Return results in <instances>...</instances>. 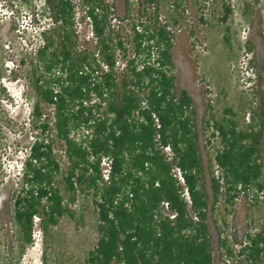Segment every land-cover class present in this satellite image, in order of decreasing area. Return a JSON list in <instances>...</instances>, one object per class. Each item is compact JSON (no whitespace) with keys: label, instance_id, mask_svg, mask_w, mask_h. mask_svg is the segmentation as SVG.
I'll return each instance as SVG.
<instances>
[{"label":"trees","instance_id":"obj_1","mask_svg":"<svg viewBox=\"0 0 264 264\" xmlns=\"http://www.w3.org/2000/svg\"><path fill=\"white\" fill-rule=\"evenodd\" d=\"M48 1L57 26L42 32L37 49L31 116L38 135L15 198L14 220L25 241L32 240L36 216L44 232L65 215L75 218L68 204L85 192L97 213V240L87 264H215L212 215L220 216V222L214 219L223 264H264V226L241 240L231 239L226 229L236 198L264 189L260 126L254 121L241 126L228 107L220 118L209 113L199 127L193 96L177 86L173 42L157 19L139 17L141 31L133 20L127 33L112 23L114 3L81 0L95 43L79 48L73 0ZM159 1L145 0L157 10ZM231 11L226 6L224 19ZM146 13L138 10L139 16ZM117 51L126 61L123 69L116 66ZM42 103L51 108L52 119ZM104 157L112 160L108 180ZM216 165L222 180L215 176ZM251 204H259L258 198Z\"/></svg>","mask_w":264,"mask_h":264},{"label":"rangeland","instance_id":"obj_2","mask_svg":"<svg viewBox=\"0 0 264 264\" xmlns=\"http://www.w3.org/2000/svg\"><path fill=\"white\" fill-rule=\"evenodd\" d=\"M108 1L114 3L111 19L116 16L123 20L132 11L138 12L128 0ZM73 3L77 45H92L95 41L90 22L82 18L81 0ZM185 6L192 16L190 21L183 16L185 31L173 46V55L177 86L193 96L199 127L211 113L220 118L224 109L231 107L238 113L241 126L254 121L264 138V0H211L209 5L206 0L159 1L160 10L170 22H177ZM226 6L232 11L224 19ZM56 26L48 0H0V264H87V252L97 240V213L85 192H78L76 201L68 204L75 218L65 215L46 232L40 219L30 242L25 241L14 220L15 198L24 186L22 163L38 135L31 116L37 101V49L43 43L42 32ZM244 28L249 31L247 39ZM192 36L208 44L207 51L197 57L193 56ZM42 105L52 119L51 108ZM55 145L61 154L63 147L58 142ZM231 208L232 213L226 217L231 239L241 240L248 230L264 226V203L254 205L243 198ZM214 217L218 223L220 216L209 218L214 262L223 264Z\"/></svg>","mask_w":264,"mask_h":264},{"label":"built area","instance_id":"obj_3","mask_svg":"<svg viewBox=\"0 0 264 264\" xmlns=\"http://www.w3.org/2000/svg\"><path fill=\"white\" fill-rule=\"evenodd\" d=\"M210 2H211V0H206V3L208 5L210 4ZM128 3H130L131 8L136 7L137 11L139 9H141L142 11L147 10V13L142 15V16H139L138 12L135 13L134 11H132L129 14V16L125 17L123 20L117 19L116 16H113L112 17V23L114 24V26H116V28L124 27L126 29L127 33L131 32V27H132L131 23L134 20L137 23L136 28L139 31H141V25L138 24L140 21L139 20L140 18L144 22H152L155 19H157L158 25L164 27V29H166L168 31L170 39L173 42V45L177 44L179 35H181L185 31V26H184L185 23L183 22V16L189 21H190V18L192 16L190 8L185 6L182 8V10H181L182 16H178L179 18H178L177 22H170V21H168L167 16L164 13H162V11L160 9H158V10L156 9V4H153L152 6L147 5L145 0H128ZM172 6L174 8V5H172ZM75 8H76V5H75ZM82 9H83V6H82ZM82 13L84 14V12H82ZM76 14H77V12H76ZM151 14H152V16H151ZM86 19L90 22V25H91L90 19L89 18H86ZM123 25H128L130 27V29L127 30L126 26H123ZM248 32H249L248 29H246V28L243 29L244 39L248 38V35H247ZM91 35L93 38L94 35L92 32V28H91ZM190 40L192 43V51H193L194 57H197L198 55L205 53L207 51L208 44H207L205 39L197 37V36H192ZM116 66H117V68H120V69H123L126 66V61L123 59L122 53L120 51H117ZM210 101H212L211 98H210ZM213 129L214 128L211 127V131H214ZM216 133L218 134V131H216ZM164 149L168 154H170V156L172 155L170 146H166V147H164ZM61 154L63 155V157L65 159L64 151H61ZM111 163H112V160L108 157H104L102 160V174H103V178L105 180H108L110 177ZM22 164L24 166V162ZM173 172H174V175L178 178L179 182L182 185H185V178L182 174L180 167H175ZM215 176L217 178H219L220 180H222L221 179V171L217 165L215 166ZM183 194H184L186 200L188 202H190L191 201L190 195H189L187 188H184ZM255 197L258 198L259 203H264V189L260 190V191L252 192V193H250V195L248 197H246L242 193L240 196H238L236 198V202L244 198L248 201V203H251L254 201ZM162 204L165 208L169 207V203L166 201L163 202ZM171 216L173 217L174 215L171 214ZM194 218H197V217L195 216ZM39 220H40V218L38 216H36L34 218V225L37 224ZM34 234L36 235V233H34Z\"/></svg>","mask_w":264,"mask_h":264},{"label":"crops","instance_id":"obj_4","mask_svg":"<svg viewBox=\"0 0 264 264\" xmlns=\"http://www.w3.org/2000/svg\"><path fill=\"white\" fill-rule=\"evenodd\" d=\"M182 45H183V42L182 43L180 42L179 47H182ZM172 53H173V49H172ZM173 57H174V55H173Z\"/></svg>","mask_w":264,"mask_h":264}]
</instances>
